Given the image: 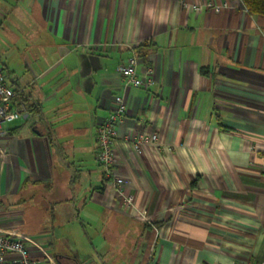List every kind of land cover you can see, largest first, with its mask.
<instances>
[{
    "label": "crops",
    "instance_id": "crops-1",
    "mask_svg": "<svg viewBox=\"0 0 264 264\" xmlns=\"http://www.w3.org/2000/svg\"><path fill=\"white\" fill-rule=\"evenodd\" d=\"M130 57L152 87L124 85ZM0 67L27 106L0 132V232L36 264L264 260V16L241 0H0ZM117 95L116 173L148 223L118 211L96 160ZM130 132L159 145L135 151ZM75 228L104 253H80Z\"/></svg>",
    "mask_w": 264,
    "mask_h": 264
},
{
    "label": "built area",
    "instance_id": "built-area-1",
    "mask_svg": "<svg viewBox=\"0 0 264 264\" xmlns=\"http://www.w3.org/2000/svg\"><path fill=\"white\" fill-rule=\"evenodd\" d=\"M207 7H211L208 5ZM198 9L199 5H193ZM214 9H220L215 6ZM138 61L130 57L125 63L119 64L115 71L121 76L124 85L134 88L148 89L154 84L152 70H147L143 76L137 72ZM23 91L9 87L5 83V74L0 67V132L3 125L21 120L27 115V106L23 102ZM115 108L111 114L97 126L96 160L103 170V178L110 182L111 189L120 202L118 211L129 214L138 221L148 223L149 216L136 206V198L126 190V180L116 173V126L123 120L126 107L122 96L114 97ZM126 140L135 151H140L149 145H159L157 132H130ZM0 264H36L25 244V238L11 232H0ZM260 264H264V260Z\"/></svg>",
    "mask_w": 264,
    "mask_h": 264
},
{
    "label": "rangeland",
    "instance_id": "rangeland-1",
    "mask_svg": "<svg viewBox=\"0 0 264 264\" xmlns=\"http://www.w3.org/2000/svg\"><path fill=\"white\" fill-rule=\"evenodd\" d=\"M72 231H73V235L78 236V238L75 239V243H76L75 247H77V249H78V251H80V253H85L88 255V257H91V258H93V254H94L93 249H95L99 255H102V253H104L101 250V248H99V250H97L98 245H96V238L91 236L92 230H90L88 228L85 229V232L87 233L88 238H86L82 234V231L79 228L78 229L75 228ZM105 248H103V249H105ZM56 252H57V247L53 246L51 253L53 254ZM68 252H70V251H68ZM42 264H47V263L44 261Z\"/></svg>",
    "mask_w": 264,
    "mask_h": 264
},
{
    "label": "trees",
    "instance_id": "trees-1",
    "mask_svg": "<svg viewBox=\"0 0 264 264\" xmlns=\"http://www.w3.org/2000/svg\"><path fill=\"white\" fill-rule=\"evenodd\" d=\"M241 1L249 14L256 16H264V0H241ZM201 74L204 76H209L208 71H201ZM217 122H218V127L221 131L228 130L223 126L220 118H218Z\"/></svg>",
    "mask_w": 264,
    "mask_h": 264
}]
</instances>
